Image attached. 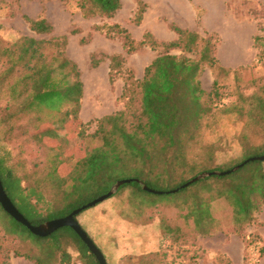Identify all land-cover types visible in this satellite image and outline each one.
<instances>
[{
	"label": "rangeland",
	"instance_id": "obj_1",
	"mask_svg": "<svg viewBox=\"0 0 264 264\" xmlns=\"http://www.w3.org/2000/svg\"><path fill=\"white\" fill-rule=\"evenodd\" d=\"M139 1L145 4L140 18ZM27 17L47 19L53 31L37 34ZM115 24L125 28L137 42L144 40L147 33L153 40L128 53ZM174 25L205 37L212 35L219 66L225 69L206 66L199 76L206 91L219 82L222 97L202 117L196 138L186 151L192 159L204 160L200 170L226 171L235 167L244 159L246 149L264 143V117L257 113L253 118L250 114L256 97H264V58L254 41L256 35L264 34V0H122L121 9L113 17H85L76 0H0V40L10 44L21 36H57L61 41L65 37L63 50L78 65L84 89L78 111L81 124L77 125L79 122L70 116L32 128L28 118L22 117L18 123L25 125L24 132L19 131L23 134L8 141L6 127L0 123V153H7L13 162L24 161L18 162L23 164L19 168L23 173L34 169L35 163L37 168L45 167L53 149L60 173L67 174L87 147L101 145L102 138L95 135L98 119L124 108L140 112L139 88L134 81L143 79L146 67L166 52V43L178 39ZM169 52L193 58L199 55L179 48ZM114 56L119 58L112 62ZM112 63L117 67L113 69ZM4 67L0 63V70ZM15 104L4 87L0 91V108ZM204 172L208 171L199 174ZM263 176L264 160H251L225 176H207L177 191L165 190L163 184L153 188L158 193L143 191L136 182L122 184L111 197L77 218L103 252L107 264H249L248 236H256L254 231L260 223L253 221L256 225L250 223V227L240 220L236 226L233 207L243 215L257 207L260 200L251 192L255 188L258 192L264 190ZM127 178L139 179L135 173ZM139 180L143 189L146 183ZM42 188L49 202L54 191L49 184ZM235 188L242 191L246 204L242 196L239 203L227 195ZM201 212L217 224L209 233H200L193 224L188 226L191 218L196 220ZM6 217L0 209V218ZM176 221L187 224L181 228L183 232L176 230ZM154 239L160 241L157 250L149 246ZM29 246L0 230V263L35 264L23 255ZM72 253L73 264H84L78 252ZM252 256L253 264H264V255L253 250Z\"/></svg>",
	"mask_w": 264,
	"mask_h": 264
},
{
	"label": "trees",
	"instance_id": "obj_2",
	"mask_svg": "<svg viewBox=\"0 0 264 264\" xmlns=\"http://www.w3.org/2000/svg\"><path fill=\"white\" fill-rule=\"evenodd\" d=\"M76 3L85 17H113L122 7V0H76ZM138 9L140 18L145 4L139 1ZM27 20L37 34L53 31V25L45 18L27 17ZM114 27L125 39L128 53L148 40H153L152 35L147 33L144 40L137 42L121 25L115 24ZM173 28L179 35L178 39L166 43V52L158 55L146 67L143 79L134 81L139 88L140 112L124 108L98 119L95 135L102 138L101 145L87 147L85 155L77 160L67 174L60 173L53 149L49 152L51 156L45 167L37 168L38 163H35L34 169L23 173H19L23 164L18 162L24 161L13 162L7 153H0V177L4 189L33 225L67 216L73 210L107 193L118 180L133 177V173L151 188L163 184L165 190H180L183 184L200 172L218 169L200 170L199 167H204V160L200 157L198 158L201 160L195 157L192 159L186 147L195 140L202 117L222 97L219 82L215 81L214 88L206 91L201 86L199 76L206 66L218 67L220 71L225 69L219 66L212 35L205 37L176 25ZM62 39L63 41L57 36L49 39L21 36L10 44L0 40V63L5 65L0 70V91L7 87L11 100L16 102L15 105L0 108V123L6 127V140L12 141L23 134L25 125L18 123V119L22 117L28 118L32 128L50 123L53 119L64 120L70 116H73L72 120L79 122L77 125L81 124L78 111L84 93L83 82L78 65L63 50L65 37ZM254 41L261 48L260 57L264 58V34L256 35ZM174 48L197 52L199 55L193 58L170 53L169 50ZM118 58L119 56H114L112 62ZM112 66L113 69L117 67L114 64ZM253 105L254 108L250 109L251 116L256 118L258 113L264 117L263 95L257 96ZM65 106L68 108L64 109ZM21 130L23 132H19ZM246 151L240 163L245 158L264 155V143L252 145ZM237 179L241 180L238 176ZM133 182L145 191L137 180L124 185L129 186ZM47 184L54 191V197L49 202L42 188ZM251 194L260 201L246 215L233 207L235 221L238 220L236 226L240 220L242 225L243 221L247 224L255 221V212L264 205V190L258 192L255 188ZM227 195L237 198L239 203L240 197L244 198L239 188ZM0 209L8 216L0 218V230L23 244L29 243V249L23 255L32 259L35 264H73V251L79 253L84 264H100L72 227L64 226L43 237L32 233L26 225L17 221L5 211L1 203ZM211 218L217 220L215 215H211ZM190 221L188 226L193 224L200 233H209L217 225L209 218L206 219L202 212L196 220L191 218ZM161 225L159 223V228ZM182 227H187V224L176 221V230ZM176 233L178 234L177 231ZM248 238V246L251 247L249 264H253V250L260 256L264 255V238L258 233L252 239L251 234Z\"/></svg>",
	"mask_w": 264,
	"mask_h": 264
},
{
	"label": "water",
	"instance_id": "obj_3",
	"mask_svg": "<svg viewBox=\"0 0 264 264\" xmlns=\"http://www.w3.org/2000/svg\"><path fill=\"white\" fill-rule=\"evenodd\" d=\"M251 160H264V155H259V156H253V157H249L247 158L243 163H240L239 165H236L235 167H233L231 170H226V171H208V172H204L201 173L199 175H197L196 177L192 178L191 180H189L188 182H186L185 184H183L181 186V188L186 187L188 185H190L191 183L201 179V178H205L207 176H211V175H224L227 173H230L232 171H235L236 169H238L239 167H241L242 165H244L245 163L251 161ZM133 180H137L138 182H141L139 179H133V178H124V179H120L118 180L112 187L111 189L95 198L94 200L90 201L89 203L73 210L70 214H68L65 217H60V218H56V219H52V220H48L44 223H41L39 225H33L20 211L19 209L15 206V204L13 203V201L11 200V198L8 196L7 192L4 189L3 183L1 181V177H0V203L2 204L3 208L5 209V211H7L11 216H13L17 221L23 223L24 225H26L30 231L36 235L39 236H49L52 233H54L55 231H57L58 229L64 227V226H69L72 227L77 233L78 235L83 239V241L88 245V247L90 248L91 252L94 253V255L96 256V258L98 259L100 264H107L106 258L103 254V252L101 251V249L96 245V243L94 242V240L89 236L88 232L82 227V225L79 223V221L76 219V216L84 209H87L89 207H92L94 205H97L98 203L106 200L107 198L111 197L114 193L117 192V190L119 189V187L122 184L131 182ZM143 189L148 191V192H160L158 190H155L151 187H149L147 184L143 185ZM178 189L172 190V191H177ZM171 191V192H172Z\"/></svg>",
	"mask_w": 264,
	"mask_h": 264
},
{
	"label": "crops",
	"instance_id": "obj_4",
	"mask_svg": "<svg viewBox=\"0 0 264 264\" xmlns=\"http://www.w3.org/2000/svg\"><path fill=\"white\" fill-rule=\"evenodd\" d=\"M255 217H256V219L253 223L259 222L260 226H258L254 232H257L258 234H260L264 238V205L262 206L261 210L255 212ZM253 225H256V224H253ZM253 225H251L250 227H252ZM159 244H160L159 239H154L153 242H151L149 246L152 247V250H153V248L155 249V247H157L156 248V250H157V249H159Z\"/></svg>",
	"mask_w": 264,
	"mask_h": 264
}]
</instances>
